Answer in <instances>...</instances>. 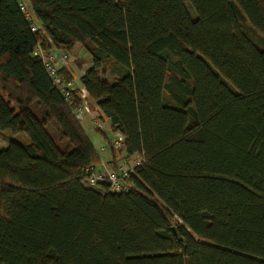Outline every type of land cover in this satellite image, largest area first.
Here are the masks:
<instances>
[{
	"label": "trees",
	"instance_id": "16d2710c",
	"mask_svg": "<svg viewBox=\"0 0 264 264\" xmlns=\"http://www.w3.org/2000/svg\"><path fill=\"white\" fill-rule=\"evenodd\" d=\"M27 1L0 0V130L26 135L0 147V264H264V0ZM77 45L142 158L128 192L84 183L99 155L33 55Z\"/></svg>",
	"mask_w": 264,
	"mask_h": 264
},
{
	"label": "built area",
	"instance_id": "2783aa9c",
	"mask_svg": "<svg viewBox=\"0 0 264 264\" xmlns=\"http://www.w3.org/2000/svg\"><path fill=\"white\" fill-rule=\"evenodd\" d=\"M20 10L23 12L24 17L27 20H31L32 12L28 5V2L24 0H18ZM38 23L34 22L30 24V29L36 31ZM33 55L39 56L44 64L47 74L60 89L64 96V100L69 104L73 110L74 116L80 123L87 117L91 118L94 123L100 126V122L103 121V115L101 114L98 106L93 104L88 97V93L83 86L72 87V83L63 84L58 76L57 71L66 66L70 57V53L67 50H56L55 48H49L47 51L37 46L33 52ZM74 90V91H73ZM78 99V103L75 100ZM116 138L111 143V147L115 151L123 149L124 137L121 133H115ZM117 151V152H118ZM128 162L121 164L117 170L104 168L102 172L96 170L95 167H91L86 171V178L84 183L88 186L95 187L98 182L106 179L109 182L108 191L113 193L128 192L132 186L129 180V173L136 164L142 163V158L138 155L130 156Z\"/></svg>",
	"mask_w": 264,
	"mask_h": 264
},
{
	"label": "rangeland",
	"instance_id": "374dc122",
	"mask_svg": "<svg viewBox=\"0 0 264 264\" xmlns=\"http://www.w3.org/2000/svg\"><path fill=\"white\" fill-rule=\"evenodd\" d=\"M25 2L27 0H24ZM185 5H189L188 0H183ZM28 2V1H27ZM190 10V9H189ZM70 57L67 63L69 70L73 75L72 87H76L79 84V77L90 65V57L81 45H77L72 51H69ZM80 62V65L78 63ZM111 79V77H110ZM103 130H99L96 125L92 124L89 118H86L80 124L84 129L86 135L94 145L97 153L99 154L100 162L96 165V169L101 167V161L107 158V149L110 150V144L116 138L114 131L110 130L108 120L102 121ZM25 142L26 135L22 132H11L9 130H0V147L4 148L7 146L9 141ZM105 148V149H104ZM110 148V149H109ZM112 150V149H111ZM114 152H117L113 150ZM122 151V150H121ZM118 154H123L120 151ZM124 159V157H122ZM125 161V160H124Z\"/></svg>",
	"mask_w": 264,
	"mask_h": 264
},
{
	"label": "crops",
	"instance_id": "0c3cea01",
	"mask_svg": "<svg viewBox=\"0 0 264 264\" xmlns=\"http://www.w3.org/2000/svg\"><path fill=\"white\" fill-rule=\"evenodd\" d=\"M79 77V76H78ZM79 85H81L80 84V81H79V84H78V86ZM92 102V101H91ZM93 104H95L94 102H92ZM87 118H89V117H87ZM107 118H103V121L104 120H106ZM89 120H90V122L92 123V124H94V125H96V127L98 128V129H100V130H103V126H102V123H104V122H100V126L99 125H97L96 123H94V121L91 119V118H89ZM108 120V119H107ZM108 122H109V120H108ZM109 127H110V130L112 131V129H111V126H110V122H109ZM92 143V142H91ZM94 146V145H93ZM95 148V147H94ZM110 148H111V144H110ZM109 148V149H110ZM105 149V148H104ZM96 150V149H95ZM97 151V150H96ZM99 155V154H98ZM122 157H124V154H118L117 152H114L113 153V151L110 149V150H108L107 149V158H106V160H104V161H101V167L99 168V169H96V170H98V171H100V172H102L103 170H104V168H107V169H112V170H117L118 169V167L121 165V164H123L124 162H128L129 161V159L131 158V157H129L128 159H126V158H122ZM125 160V161H124ZM95 168H96V166H95Z\"/></svg>",
	"mask_w": 264,
	"mask_h": 264
}]
</instances>
